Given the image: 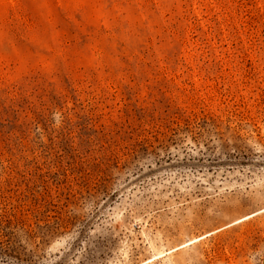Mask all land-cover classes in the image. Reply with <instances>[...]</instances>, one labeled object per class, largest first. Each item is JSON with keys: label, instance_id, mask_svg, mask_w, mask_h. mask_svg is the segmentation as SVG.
<instances>
[{"label": "rangeland", "instance_id": "obj_1", "mask_svg": "<svg viewBox=\"0 0 264 264\" xmlns=\"http://www.w3.org/2000/svg\"><path fill=\"white\" fill-rule=\"evenodd\" d=\"M0 264H264V0H0Z\"/></svg>", "mask_w": 264, "mask_h": 264}, {"label": "trees", "instance_id": "obj_2", "mask_svg": "<svg viewBox=\"0 0 264 264\" xmlns=\"http://www.w3.org/2000/svg\"><path fill=\"white\" fill-rule=\"evenodd\" d=\"M45 173H34L32 171H26V172H18V177L16 180H18V183H24L25 184V190L26 192H32L33 189L36 187V184L38 182L44 181L43 177ZM15 184V181H14ZM22 193V192H21Z\"/></svg>", "mask_w": 264, "mask_h": 264}]
</instances>
